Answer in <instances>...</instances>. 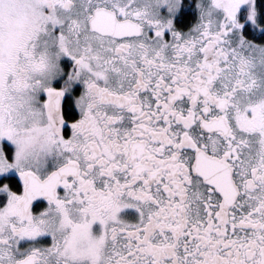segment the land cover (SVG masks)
<instances>
[{
  "label": "snow or ice",
  "instance_id": "6c2138e0",
  "mask_svg": "<svg viewBox=\"0 0 264 264\" xmlns=\"http://www.w3.org/2000/svg\"><path fill=\"white\" fill-rule=\"evenodd\" d=\"M0 264H264V0H0Z\"/></svg>",
  "mask_w": 264,
  "mask_h": 264
}]
</instances>
